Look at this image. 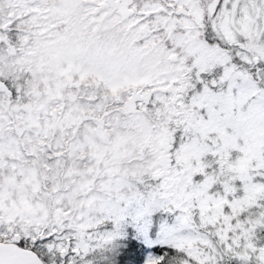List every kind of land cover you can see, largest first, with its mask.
I'll use <instances>...</instances> for the list:
<instances>
[{
    "label": "snow or ice",
    "instance_id": "obj_1",
    "mask_svg": "<svg viewBox=\"0 0 264 264\" xmlns=\"http://www.w3.org/2000/svg\"><path fill=\"white\" fill-rule=\"evenodd\" d=\"M0 264H264V0H0Z\"/></svg>",
    "mask_w": 264,
    "mask_h": 264
},
{
    "label": "rangeland",
    "instance_id": "obj_2",
    "mask_svg": "<svg viewBox=\"0 0 264 264\" xmlns=\"http://www.w3.org/2000/svg\"><path fill=\"white\" fill-rule=\"evenodd\" d=\"M167 220L168 223H171V218L167 217L164 214L157 213L151 218V225L145 231L143 227H138L134 224H129L125 233L128 231H134L137 236H140L143 241L149 245L156 244L162 241V236L160 233V225Z\"/></svg>",
    "mask_w": 264,
    "mask_h": 264
},
{
    "label": "trees",
    "instance_id": "obj_3",
    "mask_svg": "<svg viewBox=\"0 0 264 264\" xmlns=\"http://www.w3.org/2000/svg\"><path fill=\"white\" fill-rule=\"evenodd\" d=\"M130 243L137 246V250H139L140 248L152 249L155 247H159L161 244V242H159L149 245L145 243L140 236H137L134 231H128L122 238L118 239L116 242L120 255H123L124 249H126Z\"/></svg>",
    "mask_w": 264,
    "mask_h": 264
}]
</instances>
